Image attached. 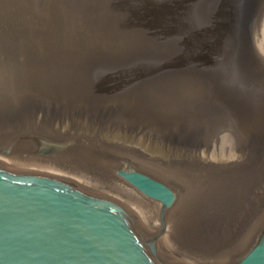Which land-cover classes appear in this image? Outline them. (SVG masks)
Segmentation results:
<instances>
[{"label": "water", "instance_id": "1", "mask_svg": "<svg viewBox=\"0 0 264 264\" xmlns=\"http://www.w3.org/2000/svg\"><path fill=\"white\" fill-rule=\"evenodd\" d=\"M0 264H264V0H0Z\"/></svg>", "mask_w": 264, "mask_h": 264}]
</instances>
